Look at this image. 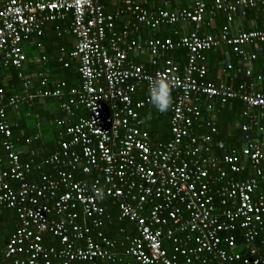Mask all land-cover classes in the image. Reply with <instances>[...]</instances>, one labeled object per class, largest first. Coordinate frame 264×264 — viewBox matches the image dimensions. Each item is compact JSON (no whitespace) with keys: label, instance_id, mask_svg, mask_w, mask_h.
<instances>
[{"label":"built area","instance_id":"built-area-1","mask_svg":"<svg viewBox=\"0 0 264 264\" xmlns=\"http://www.w3.org/2000/svg\"><path fill=\"white\" fill-rule=\"evenodd\" d=\"M105 1L0 0V74L14 67L25 91L7 98L0 88V217L17 216L15 231L0 234V264H264V73L255 70L264 20L233 31L236 17L264 11V0H193L173 10L113 0V12ZM220 13L227 23L204 31ZM66 19L75 45L61 48L59 60L77 61L80 85H52L42 72L32 91L26 64L46 67L49 58H29L24 44L41 47L46 26ZM176 24L191 28L174 30L175 38L143 37ZM178 49L183 64L169 56ZM220 50L238 65L228 62L226 79L208 80L206 53ZM131 54H148L153 69ZM157 79L171 98L167 141L154 140L141 117ZM141 88L147 95L138 99ZM53 97L64 99L66 117L54 119L63 131L56 150L37 161L32 144L41 132L19 147L8 108ZM233 101L243 107L240 138L229 144L215 104ZM111 207L127 223L120 239L104 232Z\"/></svg>","mask_w":264,"mask_h":264},{"label":"trees","instance_id":"trees-1","mask_svg":"<svg viewBox=\"0 0 264 264\" xmlns=\"http://www.w3.org/2000/svg\"><path fill=\"white\" fill-rule=\"evenodd\" d=\"M213 1L214 0H208V3L210 4ZM148 6L152 7L151 3L150 4L148 3ZM259 9H262V11H263V6L262 5L259 6ZM260 14L262 17L263 16L262 12H260ZM238 17H241V16H238ZM238 17H236V20ZM226 23H227V17L225 14H221V16L220 15L217 16V24L218 25H224ZM259 27H257V28H259ZM252 29H255V28H252ZM252 29H246L245 28V29H241V30L242 31H250ZM170 36L175 38V35L173 33H171ZM70 37H73V35L63 31V32H60L59 36L56 35L51 42L54 41V43L57 45L58 50H60L61 48L66 49V48H68L67 45L69 44ZM41 38H43V37H41ZM263 45H264V43H263ZM256 51L259 55L258 56L259 60L257 59L256 63H255L256 73H264V67H263L264 66V52L260 48L256 49ZM26 53L29 55V58H30L32 56L33 51L29 50L28 52L26 51ZM47 55L49 56L48 65L50 67H53V65H54V67H56V69L55 68L53 69V71H54L53 74H56V76H55L56 79L66 80L68 82L69 86H77L79 84L78 79H80V75H79L78 71L74 70L73 66L70 68L63 67V65L58 61L59 57L56 58V56H58V55L55 54L54 50L49 49ZM51 55L53 56V58L50 57ZM169 56L173 57L175 60L180 61L182 64L185 62V51L183 49H178V50L174 51L173 53H171ZM206 57H207V60H206L205 64L208 67L207 79L211 80V81L220 82V81L226 79L224 74H222V72H221V67L225 68L227 66L228 62H232L235 65H238V63H237L238 58L232 52L230 53V56L228 57L225 54H223V52L221 50L216 51V52L215 51H208L206 53ZM37 66H42V65H37ZM147 67L150 69L153 68L151 64L147 65ZM3 72H2L3 74H0V88L6 89V96L7 97L11 96L14 92H13V90H11L10 85L7 86V85H5V83H3L2 79H3L4 75H6V74H9L11 76L12 84L15 87V92H20V93L25 92L23 89L22 83H21L20 79L18 78L17 71L14 67H7L3 70ZM241 78L244 80L246 79L243 75L240 76V80H241ZM228 81H230V79H228ZM35 82H36V80L33 78L34 86L36 85ZM48 100L53 101L51 98ZM215 105L219 106V108H220L219 119H218V124L220 127L219 136H220V138H224L225 140H227L229 144H232L233 140L240 138V131L236 127V121L238 120V118H240V113L242 111L243 104L240 101H233V102H230V103L227 102L224 104H221L218 102ZM23 106L25 107V105H22L21 108ZM32 112L34 114H32L31 116H26V114H24L26 116V118L29 119L30 121H33L35 119L34 118L35 113H38L37 110H34V109ZM40 113H41V116L46 118V120H45L46 124H45V126H43L44 128L42 129V132H43L42 138L39 140H36L32 144V147L37 150V156H36L37 161H42L44 158L51 155L53 153V151H55V149L57 147L58 135L62 131L63 128L60 127L59 125H57L54 122V119L56 117H59V118L65 117V114L61 111H59L58 113H55V114L54 113L53 114H44V112H40ZM170 116H171V110L169 108L166 112H164L162 114H158L157 116H154L151 119V122L148 123V125H147L148 129L147 130L149 131L151 136H153L154 139H159V140L161 139L163 141H167L168 139L171 138ZM22 122H24V121L22 120ZM22 122H20V123H22ZM23 125L26 126V123L19 124V125L13 127L14 136L16 138L17 137L20 138V141L18 143L19 147L23 146L22 143L24 142V140H26L27 138H29L35 134V129L30 128L27 130V132L25 134L21 135V131L23 130V128H26ZM22 155H23V159L27 158V155L25 154V152L22 153ZM48 170H49V168H48ZM87 177H89V176H87ZM13 187L14 188L16 187L15 183H13ZM109 212L112 213L111 214L112 215V221L105 226L104 232H105L106 236H108L110 238L120 239L121 238L120 229L123 227H126L127 223L121 222L117 219V217H116L117 211L115 210V208L111 207L109 209ZM16 218H17V216L13 210H6L4 215L2 217H0V234L4 235L6 238L9 237L16 229V226H15ZM44 242L50 246L60 248V240L58 238H53V237L46 235L44 237ZM107 264H115V263H107Z\"/></svg>","mask_w":264,"mask_h":264},{"label":"crops","instance_id":"crops-1","mask_svg":"<svg viewBox=\"0 0 264 264\" xmlns=\"http://www.w3.org/2000/svg\"><path fill=\"white\" fill-rule=\"evenodd\" d=\"M192 2H193V0H155V1L154 0H150L149 4L151 3L152 7H155V8L164 7V8H169L170 10H173V9H176V8L187 7ZM105 3H106V7H107L108 11L113 12V11H116L117 8H118V5L115 4V2L113 0H106ZM260 12H262V14H263L262 17H261ZM219 15L221 16V13ZM263 20H264V12L262 11V9L250 10L245 17H238L237 18V20L233 23V31L235 33V32L240 31L241 29H245V28L246 29L257 28V27L261 26ZM125 21H126V18H121L117 22L118 28H121L125 24ZM222 26L223 25H218L217 24V18H216L215 25L214 24L213 25H206L204 27V31H206L207 33H209V32H211V33L212 32H216L217 33ZM69 27H70V20L69 19H66L65 21H61V22L49 23L46 26V28H45V34H44L43 38H38L37 39V41L42 43V46L41 47H36V46H32L31 44L26 42L24 44V48H25V50L27 52L29 50L33 51L31 57H33L34 55H46L49 58V56L47 55L49 49L55 51V54L58 55V56H56V58L60 57L61 54H62L61 49L58 50L57 49V45L54 43V41L53 42H51V41L53 40V38L56 35L59 36L60 32L64 31L66 33H69ZM190 28H191V25H188L187 28H186V27H183L182 24H176V25H173V26L172 25L171 26H160L159 29H157L155 31H151V30L145 29V30H143L142 34H143V37H152L153 36V37L164 38V37H172L170 35H171V33L174 32V30H179L181 33H184ZM74 45H75V39H74V37H70L69 44L67 45L68 48H66V49L67 50H72L74 48ZM251 49L254 50L255 47H252ZM260 49L263 50V52H264V45L263 44L260 46ZM50 57L53 58L52 55ZM130 57L133 58L137 63L145 64L146 66L151 64L150 63V56L148 54H131ZM258 60H259V58H258ZM58 61L63 65V63L59 60V58H58ZM48 63L46 65V67L37 66V65H35V64L31 63V62H28L26 64V70L27 71L29 70L28 72L32 75V78H34L36 80V82H35L36 85L33 86L32 91H35V90H37V88H39L38 78H39V74L42 73V72H47L48 73V76L50 78V81H51L52 85L54 83H56V82H59V81H66V80H62V79L61 80L60 79H56V77H55L56 74H53L54 73L53 69L54 68L56 69V67H54V65H53V67H50L48 65ZM72 66L74 67L75 71H78V63H77L76 60H71L70 66L69 67H65V68H70ZM63 67H64V65H63ZM151 69H153V68H151ZM221 72L226 77L227 74L224 73V67L223 68L221 67ZM3 73H1V74H3ZM2 80H3V83H5V85H7V86L10 85L11 86V90H13V92H14L13 94H15V93L19 94L20 93V92H15V87L12 84V78H11V76L9 74L4 75ZM79 81H80V79H78V83L79 84L77 86L80 85ZM33 85H34V83H33ZM4 90L6 92V89H4ZM20 94H24V93L21 92ZM146 95H147L146 88H141L139 93L136 95V98L142 99ZM8 97H10V96H8ZM48 99H50V98H46L43 101L35 100V102L33 103L32 107H29V106L27 107L25 105V107L23 106L22 108H19V110H17V111H14V110H11L10 108H8L10 121L12 122L13 127H15V126H17L19 124L26 123V126L23 125L26 128H23V130L21 131V135L25 134L28 129L33 128V129H35V133H37L38 131L41 132V138H42V136H43L42 129L44 128L43 126H45V124H46L45 123L46 118L41 116L40 112H44V114H53V113L55 114V113H58L59 111L62 112V110L60 108V105L64 101V99H59V98H55V97L51 98L53 101H50ZM33 109L37 110L38 113H35V115H34L35 119L33 121H30L29 119L26 118V116H31L32 114H34L32 112ZM24 114H26V116ZM158 114H162V113L158 112L153 107V105L148 107V108H146V109H144L143 111H141V117L144 120V125H145V129L146 130L148 129L147 128L148 123L151 122V119L154 116H157ZM78 115L79 114H76L73 117V121H75L74 119L76 117H78ZM65 117H66V114H65ZM65 117H62V118H65ZM56 118H59V117H56ZM22 120L24 122H22ZM20 122H22V123H20ZM39 123L41 125L38 128L37 126L39 125ZM60 127H62V126H60ZM62 131H63V129H62ZM17 138L20 140L19 137H17ZM152 138H153V136H152ZM222 139H224V138H222ZM154 140H159V139H154ZM161 141H163V140H161Z\"/></svg>","mask_w":264,"mask_h":264},{"label":"clouds","instance_id":"clouds-1","mask_svg":"<svg viewBox=\"0 0 264 264\" xmlns=\"http://www.w3.org/2000/svg\"><path fill=\"white\" fill-rule=\"evenodd\" d=\"M149 99L158 112H166L171 102L168 86L159 79L154 80L149 88Z\"/></svg>","mask_w":264,"mask_h":264}]
</instances>
